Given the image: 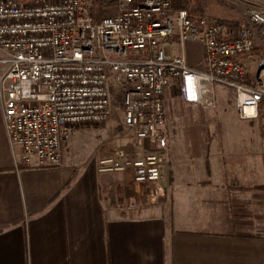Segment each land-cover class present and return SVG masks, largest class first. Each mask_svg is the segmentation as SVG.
I'll return each instance as SVG.
<instances>
[{
  "label": "built area",
  "instance_id": "2783aa9c",
  "mask_svg": "<svg viewBox=\"0 0 264 264\" xmlns=\"http://www.w3.org/2000/svg\"><path fill=\"white\" fill-rule=\"evenodd\" d=\"M226 1L243 9L235 29L170 0H116L100 17L89 13L91 0H0V102L16 163L59 164L62 143L81 125L104 124L118 96L141 153L114 147L96 170L128 171L156 199L165 168L163 96L173 79H181L184 102L208 108L217 86L230 89L240 119L256 118L264 105V0ZM186 41L202 44L205 70L187 65ZM254 48L261 53L250 72Z\"/></svg>",
  "mask_w": 264,
  "mask_h": 264
},
{
  "label": "crops",
  "instance_id": "0c3cea01",
  "mask_svg": "<svg viewBox=\"0 0 264 264\" xmlns=\"http://www.w3.org/2000/svg\"><path fill=\"white\" fill-rule=\"evenodd\" d=\"M70 140L57 165L16 163L0 102V264L264 263L256 189L239 184L231 156L176 154L169 140L159 198L131 205L120 203L129 172H97L98 156L71 153Z\"/></svg>",
  "mask_w": 264,
  "mask_h": 264
},
{
  "label": "rangeland",
  "instance_id": "374dc122",
  "mask_svg": "<svg viewBox=\"0 0 264 264\" xmlns=\"http://www.w3.org/2000/svg\"><path fill=\"white\" fill-rule=\"evenodd\" d=\"M110 1L115 0H93L97 10L96 17L112 13ZM181 1L188 9L207 15L210 21L229 19L239 23L242 20V7L230 1ZM196 43H198L196 49L189 47L186 50L187 65L192 69L205 70V59L199 50V42ZM260 53V49L256 48L248 55L246 67L250 72L253 71ZM118 98L116 96L113 98L110 117L104 124L81 125L77 128L80 130L69 138L75 146L71 153L82 157H99L105 154L107 149L110 151L119 146L131 155H140L141 151L135 147L127 128L123 125L121 101ZM163 106L165 126L160 146L161 150L163 148L162 153L164 151L166 156L168 155V151L164 150V143L171 140L175 143L173 151L176 154L207 151L231 156L232 170L238 174L239 184L253 185L256 189L255 209L260 211L262 216L257 222L264 225V107L259 109L256 118L244 120L240 119L235 111L230 89L217 86L215 107L208 108L186 103L180 95L172 96L170 85L165 89ZM206 140L209 142L205 143ZM142 188L141 190L134 185L138 197L146 194L145 204L156 201L147 195L146 188ZM120 197V203H126L123 197ZM158 198L159 196L156 199ZM126 204L135 203L130 200Z\"/></svg>",
  "mask_w": 264,
  "mask_h": 264
},
{
  "label": "trees",
  "instance_id": "16d2710c",
  "mask_svg": "<svg viewBox=\"0 0 264 264\" xmlns=\"http://www.w3.org/2000/svg\"><path fill=\"white\" fill-rule=\"evenodd\" d=\"M170 1H171V5H172L173 8H186V9H188L186 7V4L184 2H182L181 0H170ZM93 3H94L93 0H91L90 5H89V13L93 17H96V14H97L96 11L97 10L95 9ZM109 4H111L112 6L114 5V11H115L116 0L115 1H110ZM217 21L228 25L231 29H235L237 27V24H238L237 21H233V20H229V19L228 20L227 19H217ZM255 49L256 48H254L253 50H255ZM180 82H181L180 78H175V79H173L171 81L170 87H171V95L172 96L180 95V89H179ZM116 97H118V96H116ZM263 107H264V105H263ZM121 196L123 197V200L126 203H129L130 200H133V203H139V202L140 203H144L146 201V194H144L141 197H138V195L136 194V192L134 190V184H133L132 181H129L124 186ZM256 228H257L256 229V236H262L264 238V225L263 224L258 225Z\"/></svg>",
  "mask_w": 264,
  "mask_h": 264
}]
</instances>
